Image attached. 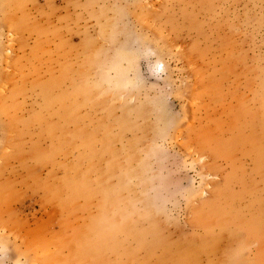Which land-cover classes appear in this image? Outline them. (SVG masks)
Instances as JSON below:
<instances>
[{"label":"rangeland","instance_id":"1","mask_svg":"<svg viewBox=\"0 0 264 264\" xmlns=\"http://www.w3.org/2000/svg\"><path fill=\"white\" fill-rule=\"evenodd\" d=\"M0 264H264V0H0Z\"/></svg>","mask_w":264,"mask_h":264},{"label":"bare ground","instance_id":"2","mask_svg":"<svg viewBox=\"0 0 264 264\" xmlns=\"http://www.w3.org/2000/svg\"><path fill=\"white\" fill-rule=\"evenodd\" d=\"M226 183H228V182H226ZM253 227H254V226H253ZM253 227H252V228H253ZM252 228H251V229H252ZM254 230H255V229H254ZM249 231H250V230H249ZM254 232H255V231H254Z\"/></svg>","mask_w":264,"mask_h":264}]
</instances>
